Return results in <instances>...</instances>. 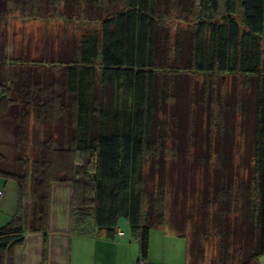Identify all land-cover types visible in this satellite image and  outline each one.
<instances>
[{
  "label": "trees",
  "instance_id": "obj_1",
  "mask_svg": "<svg viewBox=\"0 0 264 264\" xmlns=\"http://www.w3.org/2000/svg\"><path fill=\"white\" fill-rule=\"evenodd\" d=\"M11 1L35 17L90 21L52 49L47 40L13 55L0 47V173L16 180L19 199L0 227V264L29 233L47 242L54 184L71 186L72 231L116 240L126 228L140 264L161 226L186 238L187 264L203 263L212 236L211 264H257L264 0ZM172 13L192 24L172 34ZM227 76L241 81V97L223 86ZM231 111L251 136L239 164ZM190 165L214 170L200 192L175 183L174 169L181 178Z\"/></svg>",
  "mask_w": 264,
  "mask_h": 264
},
{
  "label": "rangeland",
  "instance_id": "obj_2",
  "mask_svg": "<svg viewBox=\"0 0 264 264\" xmlns=\"http://www.w3.org/2000/svg\"><path fill=\"white\" fill-rule=\"evenodd\" d=\"M17 4L19 3H13L11 0H0V47L6 48V53L8 55H13L16 51H19L24 44L27 45L26 48H28V50H34L37 40H41V43L39 45H43L45 40H47V42L49 43L48 47L50 48L52 47V43L54 44V47L58 45L59 41L61 42L63 39H66V42L69 43V41L71 42L74 39L75 30H77L76 27H81L84 29L86 25H89L90 20L71 18L67 21L65 18L63 19L54 17L51 11L47 12L46 10H44L46 11V16L35 17L29 11L31 8L25 9L22 5ZM15 5L16 7H14ZM83 18L85 17L83 16ZM97 24L99 25L100 23L98 22ZM168 24H170V28L173 34L175 32V29L177 30L179 27H186L189 24H192V19L191 21L190 18L189 20H184L180 16V14L172 13L171 17L168 18ZM238 81L239 79L234 80L230 76H227L224 79L223 86L228 89V91L231 93L230 96L232 97H235L236 95L237 97H241V94L244 93L243 87L241 86V81L239 82V84ZM204 114L205 115L201 117V125L204 127L205 131L208 123L206 112ZM229 116L230 123L236 126V130H233L232 128L233 131L231 132V136H234L236 139V144L234 146L235 162L236 164H239L243 155H249L250 150L248 146V139H251V136H249V133L245 134L242 131L240 132L239 123L241 121V117L238 111H231ZM251 132L252 129L250 130V133ZM213 134L211 138L212 141H214ZM10 136L11 134L9 135V137ZM203 141L205 142V139ZM176 168L173 172L175 183H180L181 186H189V188L193 183H196V188L199 190V192L205 185L206 180L211 181V177H213L214 174L213 169H211V175L209 176L201 169L194 170L193 166L190 165L188 170L186 169L183 173V176L180 178V173L176 170ZM240 172L242 175L243 171L241 169ZM71 191V186L69 184L53 185L51 209L52 213H54L53 215H55L56 217L59 216L61 218L60 219L58 217L57 219L55 217V225L59 224V221L63 222L64 217H66L65 226L66 228L68 227V217L72 212ZM197 195H199V193H197ZM16 206H19L18 191L16 194ZM10 219L7 222H9ZM51 220L53 221V218ZM171 231L172 230L170 229V227H155L151 230V256H155L156 258H158L159 253L165 252L168 255L167 264H185L187 260L185 256L186 238L181 235L178 236ZM205 244L206 252L202 264H211L213 257L216 256L215 237H210L207 241H205ZM97 261L98 264H104V259L101 255L97 256ZM135 263L140 264L137 261H135ZM120 264L125 263L124 261L121 262L120 260Z\"/></svg>",
  "mask_w": 264,
  "mask_h": 264
},
{
  "label": "crops",
  "instance_id": "obj_3",
  "mask_svg": "<svg viewBox=\"0 0 264 264\" xmlns=\"http://www.w3.org/2000/svg\"><path fill=\"white\" fill-rule=\"evenodd\" d=\"M0 191L1 227L11 218L18 207L16 206L18 185L15 179L5 177L0 173ZM53 214L51 209V219L53 218V221L51 220L50 223L47 242H45L42 232L29 233L24 243L12 250V264H98V255L103 257L104 264H120V260L121 262L124 261L125 264H136L135 261L138 262V240L129 237L126 228H124L126 234L119 239L107 240L72 231L70 215L67 228L65 226L66 217H64L63 222L59 221V224L55 225L56 216ZM58 217L56 218L58 219ZM163 227L165 226L160 228ZM171 232L179 236L175 230ZM146 260L150 264H167L168 255L161 252L156 258L151 256L149 250ZM185 264H187V260ZM257 264H264V254L259 256Z\"/></svg>",
  "mask_w": 264,
  "mask_h": 264
},
{
  "label": "built area",
  "instance_id": "obj_4",
  "mask_svg": "<svg viewBox=\"0 0 264 264\" xmlns=\"http://www.w3.org/2000/svg\"><path fill=\"white\" fill-rule=\"evenodd\" d=\"M0 195H1V191H0ZM141 264H150V263H148L147 261L142 260Z\"/></svg>",
  "mask_w": 264,
  "mask_h": 264
}]
</instances>
